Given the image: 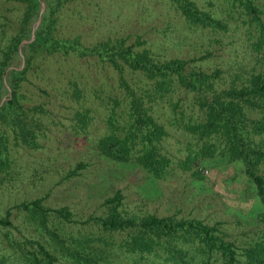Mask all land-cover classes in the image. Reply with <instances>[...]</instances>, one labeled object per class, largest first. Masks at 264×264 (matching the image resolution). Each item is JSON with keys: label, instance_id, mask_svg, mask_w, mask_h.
Instances as JSON below:
<instances>
[{"label": "rangeland", "instance_id": "1", "mask_svg": "<svg viewBox=\"0 0 264 264\" xmlns=\"http://www.w3.org/2000/svg\"><path fill=\"white\" fill-rule=\"evenodd\" d=\"M193 1L225 20L227 29L191 25L169 0H74L60 10L56 28L64 35H78L85 44L102 38H123L125 42L139 39V45L155 57L192 58L190 63L198 68H219L225 83L234 78L231 72L237 67L242 73L236 81L249 70L264 68V48L252 46L256 31L245 22L247 15L240 5L231 0ZM254 2L264 20V0ZM23 4L22 0H0V48L13 31ZM15 63L17 67L23 64L20 55ZM126 77L131 81L136 78L133 72ZM68 78L77 81L78 97L71 95ZM116 84L115 71L94 57L44 52L33 55L21 93L27 104L45 105L47 123L37 148L16 147L9 165L0 167V215L10 221L0 223V264H35L32 255L42 264H69L59 251L58 241L70 244L73 235L97 231L95 224L84 220L88 215L104 214V199L115 191L121 194L117 208L122 214L199 218L215 223L223 236L238 244L255 236L256 221L248 213L255 199L240 164L211 163L200 156L202 141L166 121L170 112L165 106L160 107L166 129L160 145L170 163L164 175L150 177L133 160L112 161L98 152L96 140L106 129L107 114L100 96L116 90ZM183 99L188 102L191 93L183 94ZM82 106L89 108L91 117L79 129L73 113ZM189 109L185 107V111ZM193 155L198 158L184 162ZM79 162L82 166L71 172ZM35 197L43 206H65L71 219L49 211L41 220L14 207ZM40 247L51 254L50 263ZM117 255L113 264H144Z\"/></svg>", "mask_w": 264, "mask_h": 264}, {"label": "trees", "instance_id": "2", "mask_svg": "<svg viewBox=\"0 0 264 264\" xmlns=\"http://www.w3.org/2000/svg\"><path fill=\"white\" fill-rule=\"evenodd\" d=\"M22 1L16 25L0 48V100L5 96L0 103V167L9 165L16 147L37 148L38 137L46 127L45 105L25 103L21 93L33 55L44 52L91 56L113 69L117 81L116 90L100 96L107 111L106 129L96 140L102 156L117 162L133 160L153 178L164 175L170 163L160 145L166 134L160 107L165 106L170 112L166 121L202 141L204 150L200 156L211 163L240 164L255 199L248 211L256 221L255 236L238 244L223 236L215 223L208 224L199 218L122 214L117 208L121 194L115 191L104 199V214L88 215L84 220L95 224L97 231L73 235L70 244L58 241L59 251L69 264H113L117 254L144 264H264V68L249 70L236 81L242 73L237 67L231 72L234 78L225 83L219 68H198L190 63L192 58L155 57L151 50L139 45V39L125 42L123 38H102L85 44L78 35H64L56 28L60 10L74 0H43L44 11L34 36L21 46L23 64L17 67L19 43L29 38L39 8V0ZM169 1L191 25L227 29L225 20L198 7L193 0ZM231 1L242 7L247 15L245 22L256 31L251 42L254 49L264 48V20L257 4L254 0ZM128 72L136 76L133 81L126 77ZM68 79L71 95L78 97L81 93L77 81ZM186 92L191 93L188 102L183 99ZM181 105L190 109L185 111ZM82 107L73 113L79 129L91 117L89 108ZM196 158L187 156L184 162ZM80 166L79 162L71 172ZM14 207L38 215L41 220L49 211L71 219L65 206H43L39 197L22 200ZM0 223L10 221L6 215H0ZM40 252L50 263L51 254L43 247ZM31 260L42 264L35 255Z\"/></svg>", "mask_w": 264, "mask_h": 264}, {"label": "water", "instance_id": "3", "mask_svg": "<svg viewBox=\"0 0 264 264\" xmlns=\"http://www.w3.org/2000/svg\"><path fill=\"white\" fill-rule=\"evenodd\" d=\"M41 13H42V1L39 0V8H38L37 17H36V20L34 21V23H33L32 26H31V29H30V36H29V38H25V39H23V40H22V44L25 43V42H27V41H29V40L34 36V30H35V27L37 26V24H38V22H39V20H40ZM18 51H19V55H20L21 58H22V56H23V52H22L21 44L19 45ZM22 61H23V59H22ZM10 67H12V66H9L8 68H10ZM8 94H9V91H8V89H7V91H6V95H8ZM4 98H5V96H3V97L1 98L0 103L3 101Z\"/></svg>", "mask_w": 264, "mask_h": 264}, {"label": "built area", "instance_id": "4", "mask_svg": "<svg viewBox=\"0 0 264 264\" xmlns=\"http://www.w3.org/2000/svg\"><path fill=\"white\" fill-rule=\"evenodd\" d=\"M202 172L206 173L207 172V169L206 168H203L201 169Z\"/></svg>", "mask_w": 264, "mask_h": 264}]
</instances>
